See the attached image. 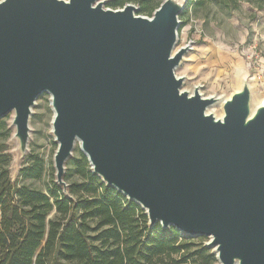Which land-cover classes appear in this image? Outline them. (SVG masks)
<instances>
[{"label": "water", "instance_id": "water-1", "mask_svg": "<svg viewBox=\"0 0 264 264\" xmlns=\"http://www.w3.org/2000/svg\"><path fill=\"white\" fill-rule=\"evenodd\" d=\"M183 8L165 0L146 18L99 0H1L0 119L14 112L25 151L47 93L58 185L79 142L92 174L150 226L208 238L218 264H264V104L250 115L245 87L218 120L206 114L214 98L181 91Z\"/></svg>", "mask_w": 264, "mask_h": 264}, {"label": "trees", "instance_id": "trees-1", "mask_svg": "<svg viewBox=\"0 0 264 264\" xmlns=\"http://www.w3.org/2000/svg\"><path fill=\"white\" fill-rule=\"evenodd\" d=\"M126 1L112 0L108 8L121 9ZM139 1L143 15L148 0ZM223 1L230 9L238 7V0ZM198 3L187 0L181 17ZM10 135L0 119V264H218L204 246L206 237L184 236L159 223L150 226L136 203L92 174L80 151L62 178L67 193L57 184L53 168L44 189L24 183L46 174L43 160L31 156L19 171L22 183L14 184Z\"/></svg>", "mask_w": 264, "mask_h": 264}, {"label": "rangeland", "instance_id": "rangeland-1", "mask_svg": "<svg viewBox=\"0 0 264 264\" xmlns=\"http://www.w3.org/2000/svg\"><path fill=\"white\" fill-rule=\"evenodd\" d=\"M99 1L104 9H110L108 4L112 0ZM164 1L148 0L143 15H139L144 6L139 0H127L125 4L136 8L135 15L150 18L152 11ZM173 1L182 3L184 8L187 2ZM250 1L238 0V7L230 9L223 0H200V3L189 8L186 15L179 17L180 22L185 24L178 29L174 52L185 46H189V51L175 68L174 74L183 80L181 91L192 95L196 90L202 98L214 97L216 102L212 104L210 114L216 118L223 117L224 102L245 87L250 91V115L264 103V0ZM51 108V98L47 93L36 99L31 110L27 147L22 152L12 124L14 112L4 117L11 130L7 141L11 156L10 178L16 185L22 183L19 171L25 166L28 156L43 160L46 174L40 181L24 183L44 189L49 182V169L54 166L57 149L52 133ZM78 151L79 145L75 144L72 154L64 163V174ZM64 188L67 193V187ZM208 241L207 238L204 246Z\"/></svg>", "mask_w": 264, "mask_h": 264}, {"label": "bare ground", "instance_id": "bare-ground-1", "mask_svg": "<svg viewBox=\"0 0 264 264\" xmlns=\"http://www.w3.org/2000/svg\"><path fill=\"white\" fill-rule=\"evenodd\" d=\"M210 98H214V97H210ZM264 104V103H263ZM262 104V105H263ZM261 105V106H262ZM212 107V105L211 106H209V107H207V109H206V114H210V108ZM51 110H52V108H51ZM53 112V111H52ZM215 119H218V120H221L222 119V117L221 118H216V117H214ZM75 144H78L79 145V147H80V143L79 142H76ZM21 152H22V150H21ZM213 251L215 252V249H213Z\"/></svg>", "mask_w": 264, "mask_h": 264}]
</instances>
